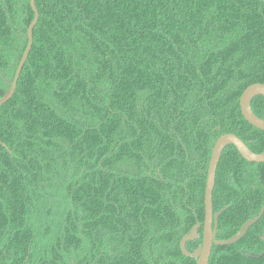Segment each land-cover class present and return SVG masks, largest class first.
<instances>
[{
    "label": "trees",
    "instance_id": "1",
    "mask_svg": "<svg viewBox=\"0 0 264 264\" xmlns=\"http://www.w3.org/2000/svg\"><path fill=\"white\" fill-rule=\"evenodd\" d=\"M36 8L0 110V264H196L180 245L205 220L214 145L236 135L264 153L240 108L264 85V0ZM34 19L31 0H0V99ZM251 110L264 121L263 98ZM213 207L231 239L264 207V165L225 149ZM210 264H264V217Z\"/></svg>",
    "mask_w": 264,
    "mask_h": 264
},
{
    "label": "water",
    "instance_id": "2",
    "mask_svg": "<svg viewBox=\"0 0 264 264\" xmlns=\"http://www.w3.org/2000/svg\"><path fill=\"white\" fill-rule=\"evenodd\" d=\"M31 8L35 14V19L28 30V47L17 67V71L11 87L6 95L0 99V110L9 103L14 97L18 83L26 66L30 53L34 43V30L37 27L40 15L36 8V0H31ZM264 99V85L257 84L252 85L245 90L240 100L241 113L244 120L253 128L264 133V121L259 119L251 110V103L257 99ZM1 144V143H0ZM228 147H234L242 159L250 164L264 165V153L256 155L252 153L247 145L236 135H225L222 136L214 145L212 156L208 168L207 184L205 192V222L204 224L198 223L181 241L180 249L185 258L196 261V264H210L211 256L214 247H231L241 242L249 233V231L257 225L264 217V207L260 214L249 220L244 224L240 231L231 239L226 241L218 240L219 231V219L222 214L227 210L224 209L221 212L215 214L213 207V194L216 186L217 171L223 155V152ZM6 148V147H5ZM203 228V243L194 252L190 253L187 251V245L200 240V229Z\"/></svg>",
    "mask_w": 264,
    "mask_h": 264
},
{
    "label": "flooded vegetation",
    "instance_id": "3",
    "mask_svg": "<svg viewBox=\"0 0 264 264\" xmlns=\"http://www.w3.org/2000/svg\"><path fill=\"white\" fill-rule=\"evenodd\" d=\"M204 222H205V220H204ZM204 222L203 223H201V222H197V224L198 223H201V224H204ZM196 224V225H197ZM195 225V226H196ZM194 226V227H195ZM193 227V228H194ZM189 234V233H188ZM203 234H204V231H203V228H201L200 229V232H199V235H200V240H197L196 242H194V243H189L188 245H187V251L188 252H190L189 250H188V247L190 246V245H195V248L194 249H192V251L190 252V253H194L201 245H202V243H203ZM218 234H219V232H218ZM199 243H201V244H199ZM191 260V259H190ZM194 261V260H193ZM196 262V261H195ZM150 263L152 264V260H150Z\"/></svg>",
    "mask_w": 264,
    "mask_h": 264
}]
</instances>
